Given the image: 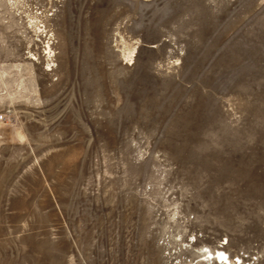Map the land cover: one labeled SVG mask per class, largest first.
<instances>
[{
    "label": "rangeland",
    "instance_id": "374dc122",
    "mask_svg": "<svg viewBox=\"0 0 264 264\" xmlns=\"http://www.w3.org/2000/svg\"><path fill=\"white\" fill-rule=\"evenodd\" d=\"M206 249L264 264V0H0V264Z\"/></svg>",
    "mask_w": 264,
    "mask_h": 264
},
{
    "label": "bare ground",
    "instance_id": "6f19581e",
    "mask_svg": "<svg viewBox=\"0 0 264 264\" xmlns=\"http://www.w3.org/2000/svg\"><path fill=\"white\" fill-rule=\"evenodd\" d=\"M50 51V48H49ZM124 51V56L128 60H132L133 52H134V47H126L123 49ZM206 255L209 256V258L217 263H224V264H238V261L236 263L235 260H230L229 256L222 250L220 249H215V250H209L206 249ZM205 254V253H204Z\"/></svg>",
    "mask_w": 264,
    "mask_h": 264
},
{
    "label": "built area",
    "instance_id": "2783aa9c",
    "mask_svg": "<svg viewBox=\"0 0 264 264\" xmlns=\"http://www.w3.org/2000/svg\"><path fill=\"white\" fill-rule=\"evenodd\" d=\"M237 261V260H236ZM238 264H240L239 262H238Z\"/></svg>",
    "mask_w": 264,
    "mask_h": 264
}]
</instances>
